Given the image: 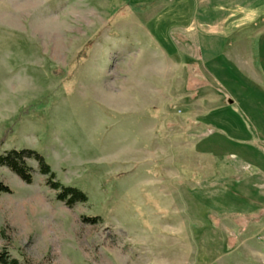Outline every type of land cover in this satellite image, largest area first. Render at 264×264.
Returning a JSON list of instances; mask_svg holds the SVG:
<instances>
[{
    "label": "rangeland",
    "instance_id": "obj_1",
    "mask_svg": "<svg viewBox=\"0 0 264 264\" xmlns=\"http://www.w3.org/2000/svg\"><path fill=\"white\" fill-rule=\"evenodd\" d=\"M209 10L0 0V153L87 196L0 166V264H264V30L198 27ZM226 49L244 63L219 79Z\"/></svg>",
    "mask_w": 264,
    "mask_h": 264
},
{
    "label": "crops",
    "instance_id": "obj_2",
    "mask_svg": "<svg viewBox=\"0 0 264 264\" xmlns=\"http://www.w3.org/2000/svg\"><path fill=\"white\" fill-rule=\"evenodd\" d=\"M205 0H195L197 5H200ZM208 2V6L211 7V10L207 13V16L204 17L201 15V12L196 14L199 17L198 27L204 25H208L212 23L213 28L219 31L224 32H236L240 30V28H244L247 31H261L264 30L263 27H259L263 23L264 19V0H206ZM198 9V8H197ZM203 11V9L201 10ZM203 19V20H202ZM208 21L209 23H206ZM258 36V35H257ZM256 40V36L254 41H251V45L247 46L249 48L248 60L247 63L250 64L251 68L254 69V64L256 62H260L257 54L255 55L257 48L262 49L264 43L260 44ZM232 46V45H231ZM258 51V50H257ZM237 50H225L224 52L220 51L218 54L217 62H219L220 70L218 71L220 74L219 79L225 78L221 74L225 75L227 73V63H244L243 60L238 58ZM219 57L221 59H219ZM227 62V63H226ZM225 68V69H224ZM219 70V69H217ZM225 73V74H224ZM230 78V77H229Z\"/></svg>",
    "mask_w": 264,
    "mask_h": 264
},
{
    "label": "trees",
    "instance_id": "obj_3",
    "mask_svg": "<svg viewBox=\"0 0 264 264\" xmlns=\"http://www.w3.org/2000/svg\"><path fill=\"white\" fill-rule=\"evenodd\" d=\"M27 159H33L37 162L38 171L46 176V184L56 190V198L64 201L68 206L75 202L85 201L86 194L78 187L65 185L55 179V173L51 170L49 164L45 161L43 155L31 148H11L0 153V166H6L10 171L16 174L22 181L30 183L32 181V167L27 163ZM8 185L0 180V192H9ZM90 221L95 222L92 217ZM0 262L6 263V259L0 254ZM11 262H16L11 260Z\"/></svg>",
    "mask_w": 264,
    "mask_h": 264
}]
</instances>
